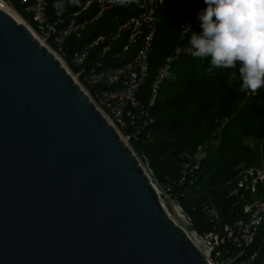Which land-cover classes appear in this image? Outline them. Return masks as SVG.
Here are the masks:
<instances>
[{"label": "water", "instance_id": "water-1", "mask_svg": "<svg viewBox=\"0 0 264 264\" xmlns=\"http://www.w3.org/2000/svg\"><path fill=\"white\" fill-rule=\"evenodd\" d=\"M0 264H210L84 88L1 8Z\"/></svg>", "mask_w": 264, "mask_h": 264}, {"label": "trees", "instance_id": "trees-1", "mask_svg": "<svg viewBox=\"0 0 264 264\" xmlns=\"http://www.w3.org/2000/svg\"><path fill=\"white\" fill-rule=\"evenodd\" d=\"M11 1L30 21L20 0ZM48 1L50 19L63 17L64 25L90 19L96 13L92 7L75 15L84 0ZM57 4H62L63 8L55 7ZM206 7L204 4L201 10ZM142 9L141 0H134L130 5L106 11L88 26L85 41L115 31L120 23L138 15ZM189 10H193V0H164L158 8L149 76L138 92L140 99L150 97L160 67L173 55L175 48H190L191 32L187 38L181 36V24ZM192 31H202L199 20ZM126 42V34L114 42L112 51L106 56L107 65H118ZM68 44L69 51H74L84 43L69 41ZM97 59L94 51L85 67L89 68ZM209 66L210 58H194L191 50L179 55L160 86L153 109L156 121L131 143L136 155L148 161L154 177L160 182H169V195L178 200L199 233L213 229L204 210L206 204L214 203L220 209L223 222H231L244 216L246 203L264 200V183L254 194L230 195L245 168L258 164L264 167V87L258 89L256 95L245 97V91L240 90L239 77L231 85L228 83L233 70L214 68L209 72ZM223 121L225 126L215 140L213 133ZM199 146L206 150L207 156L196 164L193 155ZM183 174L185 179L179 183ZM256 248L264 253V219Z\"/></svg>", "mask_w": 264, "mask_h": 264}, {"label": "built area", "instance_id": "built-area-1", "mask_svg": "<svg viewBox=\"0 0 264 264\" xmlns=\"http://www.w3.org/2000/svg\"><path fill=\"white\" fill-rule=\"evenodd\" d=\"M133 1L84 0L81 10L75 15L95 7L96 13L93 17L64 25L63 17H59L57 20L50 19L48 0L19 1L24 5L30 21L16 10L11 0H0L1 9H10L18 14L22 18L21 22L27 25L35 37L60 59L108 122L116 128L120 138L132 149L131 143L138 140L142 131L156 121L153 109L160 86L168 74L171 63L182 53L191 50L183 47L175 48L173 55L160 67L152 84L150 97L147 100L140 99L138 92L149 76L150 56L157 33V10L163 5L164 0H141L143 9L138 15L120 23L115 31L100 34L87 42L85 41V38L88 37L86 33L88 26L93 21L102 17L106 11L130 5ZM204 4V0H193V10L185 12V20L181 24L182 38H187L192 31L198 21L197 13ZM124 34H126L127 42L122 47L118 65H107L106 56L112 51L114 42ZM69 41L84 44L74 51H69ZM94 51H96L98 59L89 68H86L85 66ZM75 68L77 69L75 70ZM257 91L252 93L245 90V97L256 95ZM224 126L225 121L215 129L213 133L215 140ZM206 156V150L199 146L193 155L194 162L198 164ZM138 159L151 178L153 170L148 161L139 157ZM188 166L189 164L186 165V168ZM184 179L185 174L181 176L179 183ZM263 183L264 167L245 168L230 195L254 194L257 192L258 186ZM155 187L157 188L156 185ZM157 191L165 206V198L168 199L169 195L165 190L157 188ZM176 201V219L166 206L165 208L171 217L185 229L190 239L210 264H264V253L256 248L259 227L264 219V200L256 199L246 203L243 207L244 216L231 222H223L220 209L214 203L206 204L204 210L213 223V229L205 233H199L192 229L191 217L178 200Z\"/></svg>", "mask_w": 264, "mask_h": 264}, {"label": "clouds", "instance_id": "clouds-1", "mask_svg": "<svg viewBox=\"0 0 264 264\" xmlns=\"http://www.w3.org/2000/svg\"><path fill=\"white\" fill-rule=\"evenodd\" d=\"M124 2V0H119ZM197 13L202 31H191L188 44L194 58H210L208 71L233 70L240 90L255 93L264 87V0H204ZM55 7L62 9V4Z\"/></svg>", "mask_w": 264, "mask_h": 264}, {"label": "rangeland", "instance_id": "rangeland-1", "mask_svg": "<svg viewBox=\"0 0 264 264\" xmlns=\"http://www.w3.org/2000/svg\"><path fill=\"white\" fill-rule=\"evenodd\" d=\"M85 13V12H84ZM251 167H255V168H263L262 164H258V165H254ZM152 181L153 183L157 186V188L159 190H165L166 193L169 195V193L167 192V187H168V183L169 182H160L158 181L155 177H154V173L153 175H151ZM177 201L174 198H171V196L169 195L168 199L165 198V206L168 209V211L172 214V216L176 219L175 217V205H176ZM194 229V228H192ZM189 230V229H188Z\"/></svg>", "mask_w": 264, "mask_h": 264}, {"label": "bare ground", "instance_id": "bare-ground-1", "mask_svg": "<svg viewBox=\"0 0 264 264\" xmlns=\"http://www.w3.org/2000/svg\"><path fill=\"white\" fill-rule=\"evenodd\" d=\"M7 12H9L11 15H13L17 20L22 21V18L16 14L13 10L6 9Z\"/></svg>", "mask_w": 264, "mask_h": 264}]
</instances>
